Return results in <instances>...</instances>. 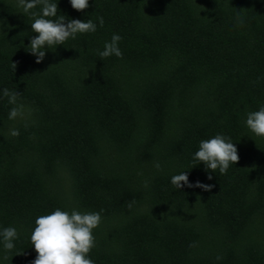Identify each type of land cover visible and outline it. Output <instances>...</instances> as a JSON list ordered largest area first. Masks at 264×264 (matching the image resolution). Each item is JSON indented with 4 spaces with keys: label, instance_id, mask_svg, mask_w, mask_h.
Wrapping results in <instances>:
<instances>
[{
    "label": "trees",
    "instance_id": "16d2710c",
    "mask_svg": "<svg viewBox=\"0 0 264 264\" xmlns=\"http://www.w3.org/2000/svg\"><path fill=\"white\" fill-rule=\"evenodd\" d=\"M19 11L0 0V88L31 110L10 121L0 99V227L18 233L0 264H30L34 220L56 208L101 213L94 264H264V138L243 123L264 104V0H57L66 20L103 25L39 63ZM113 33L121 58H99ZM216 133L235 164L190 167ZM180 171L213 187L174 189Z\"/></svg>",
    "mask_w": 264,
    "mask_h": 264
},
{
    "label": "clouds",
    "instance_id": "9594fccd",
    "mask_svg": "<svg viewBox=\"0 0 264 264\" xmlns=\"http://www.w3.org/2000/svg\"><path fill=\"white\" fill-rule=\"evenodd\" d=\"M67 2L76 11L84 10L89 6V0H67ZM15 5L20 10L19 13L29 17L30 30L36 33L25 45L26 51L34 56L36 63L44 58L46 47L50 50L54 49L55 46L63 45L69 39H76L78 34L94 33L98 25H103V18L100 16L96 17L95 22L90 18L66 20L64 15L57 12V0H15ZM242 23V18L238 16L236 24ZM120 40L119 34H111L110 39L103 43L102 49L97 50V56L101 59L110 56L121 58ZM19 94L8 88H0V99L6 98V102L12 105L7 112V119L10 121L26 120L31 114L30 109L18 102ZM243 123L253 136L264 138V104L259 105L256 110L246 112ZM8 135L16 137L19 135V130L10 128ZM191 160L193 163L190 167L202 163L206 172L210 170L224 174L229 166L234 165L238 160L237 149L231 138L216 133L198 141V147L191 154ZM153 166L156 169L160 168L159 162H155ZM206 178L212 177L208 174ZM169 183L174 189L187 187L208 191L213 187L212 184H205L199 180L189 182L185 171L171 175ZM100 222V212L78 211L75 208L71 211L56 208L46 215L37 216L29 234V242L36 253L30 264H94L88 253L95 246L92 230L98 227ZM17 238L15 227H0V250L11 252Z\"/></svg>",
    "mask_w": 264,
    "mask_h": 264
}]
</instances>
